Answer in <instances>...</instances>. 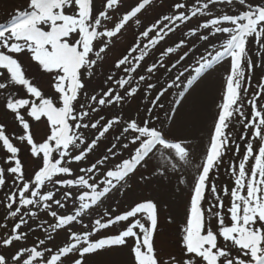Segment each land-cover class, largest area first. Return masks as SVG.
<instances>
[{
    "label": "snow or ice",
    "instance_id": "6c2138e0",
    "mask_svg": "<svg viewBox=\"0 0 264 264\" xmlns=\"http://www.w3.org/2000/svg\"><path fill=\"white\" fill-rule=\"evenodd\" d=\"M213 75L193 145L185 101ZM0 221V264H264V0L14 7L0 20Z\"/></svg>",
    "mask_w": 264,
    "mask_h": 264
},
{
    "label": "rangeland",
    "instance_id": "374dc122",
    "mask_svg": "<svg viewBox=\"0 0 264 264\" xmlns=\"http://www.w3.org/2000/svg\"><path fill=\"white\" fill-rule=\"evenodd\" d=\"M25 3L26 0H0V20L5 19L14 7L18 5H23ZM157 11H159V9L150 10L146 13V15L149 18L154 17ZM135 34L136 33L134 27L130 25L117 39L115 46L109 50L106 63L114 62V60L118 58L121 53L131 45L134 40ZM179 37L180 31H177L174 35L169 38L167 42L161 44V46H159L152 53V56L145 63H150L152 58L158 55L159 51H161L163 47H166L168 43H171ZM46 79V77H40L38 81L39 85L44 90H46L47 88ZM161 79H164V77L162 76ZM215 79L219 82V78L217 75H213L208 79L202 81L185 101V104L189 107L186 134L192 139L193 145L202 144L203 137L207 132V123L210 120V113L214 108L215 103L217 102L216 98L220 90V82L218 83V86H216V88L210 86L214 83ZM171 99V93L164 97L163 102L166 106ZM138 107L143 108V105L140 104L139 101H134L131 107L127 108L126 110L134 115ZM159 115L161 119L164 118L163 111H160ZM164 184L166 186H170V188L174 190L176 184L175 177L173 176L170 178V183L168 180H165ZM153 187H158V185L154 183ZM145 194L149 193L146 192ZM170 198L174 199V197ZM166 215L167 210L162 209L160 219L163 231H161L156 238L157 247L164 250H167L170 247V241L174 238L171 234L173 232V229L164 227L166 222ZM32 239H34V237L30 238L29 243H31ZM98 259L100 260V264H119V261L122 258L119 255L113 253L111 255H104L102 257H99Z\"/></svg>",
    "mask_w": 264,
    "mask_h": 264
},
{
    "label": "bare ground",
    "instance_id": "6f19581e",
    "mask_svg": "<svg viewBox=\"0 0 264 264\" xmlns=\"http://www.w3.org/2000/svg\"><path fill=\"white\" fill-rule=\"evenodd\" d=\"M218 83H219L218 80L215 79L214 83L210 86L216 88V86H218Z\"/></svg>",
    "mask_w": 264,
    "mask_h": 264
}]
</instances>
